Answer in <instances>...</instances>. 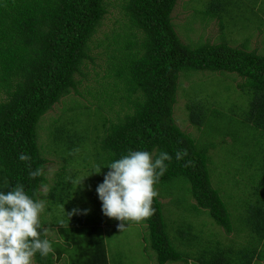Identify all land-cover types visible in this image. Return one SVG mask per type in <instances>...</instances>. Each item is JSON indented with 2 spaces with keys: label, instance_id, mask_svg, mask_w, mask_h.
<instances>
[{
  "label": "trees",
  "instance_id": "obj_1",
  "mask_svg": "<svg viewBox=\"0 0 264 264\" xmlns=\"http://www.w3.org/2000/svg\"><path fill=\"white\" fill-rule=\"evenodd\" d=\"M178 1L120 0L126 23L117 31L112 29L113 37L106 34L101 43L106 75L103 81L98 80L97 88L87 82L92 89L86 90L93 100L89 102L78 90L82 83L79 78L90 79L85 78L88 74L84 67L88 61L94 62L90 43L108 13L105 0H0V94L4 96L0 97V192L6 194L22 184L26 193L33 199H42L48 210L49 205L51 210L55 208L51 200L65 207L67 215L75 209L67 216L72 220L68 226L78 229L77 239L90 251L94 242L87 239L91 240L97 231L91 221L92 212L71 200L73 188L67 185L74 181L65 171L57 172L53 185L48 186L44 171L47 159L42 153L45 146L40 148L37 141L42 119L54 107L61 111L64 103L73 102L67 104V109L72 110L81 108L86 101L93 107L95 102L94 118L86 130L93 143H101L109 163L131 151H148L153 159L161 152L172 157L165 161L167 170L154 186L158 191L152 205L155 214L142 221L147 225L159 264L181 260L165 232L163 200L159 196L165 185L176 194V200L169 202L174 207L183 203L195 211L204 209L226 235L241 238L230 236V241L223 242L224 248H217L209 259L201 256L199 261L259 264L264 262V56L257 55L254 49L203 41L201 36L198 41L187 38L190 43L184 42L175 31L177 24L172 16ZM193 1L187 0L183 7L187 10ZM209 4L203 13L210 15L214 9L213 18L221 21L225 4L220 0ZM201 26L203 30L204 23ZM197 73L200 74L192 76ZM204 74L219 79L239 78L236 89L246 93V107L240 109L235 104L224 112L219 104V109L209 111L205 107L208 98L191 97L190 85L187 101L182 108L177 107L176 113L181 81ZM91 80L96 84L95 79ZM72 92L77 98L70 95ZM58 115L50 122L54 121L57 131V125L65 130ZM182 120L194 127L193 132L181 128ZM100 132L101 137L96 139ZM225 144L233 155V173L253 187L251 198L254 194L253 201L249 197L243 200L247 209L235 223L209 178L208 152ZM185 149L187 156L177 160L176 153ZM21 154L31 160L21 161ZM38 168L43 169V174L31 178L29 173ZM185 195L190 196L191 205L183 202ZM187 227L190 232L191 226ZM66 228L57 226L55 238L63 240ZM87 233L90 237L84 239ZM182 236L185 237L183 233ZM42 238L47 239L44 230ZM96 243L97 250L102 251L101 241ZM60 251L47 257L36 253L33 262L56 264L65 249Z\"/></svg>",
  "mask_w": 264,
  "mask_h": 264
},
{
  "label": "rangeland",
  "instance_id": "obj_2",
  "mask_svg": "<svg viewBox=\"0 0 264 264\" xmlns=\"http://www.w3.org/2000/svg\"><path fill=\"white\" fill-rule=\"evenodd\" d=\"M186 1L179 0L172 14L173 21L177 24L175 31L184 42H188L187 38L191 41H198L201 36L203 41L208 40L217 44L224 43L229 47L239 49H254L257 54L264 56V0H220L226 6L222 12L221 21L218 18H213L214 9L210 15L203 13L206 7L210 5L211 0H194L187 10L183 7ZM105 4L108 13L90 43V56L94 59V62L88 61L87 66L84 67V71L88 74L85 78L90 79L79 78L82 83L78 85V90L83 93L85 99L89 102L93 100L86 95V90L92 91V89L89 87L90 83L87 82H91V87L95 86L97 88L98 80L103 81L102 78L106 75V55L104 44L101 43L106 34L108 38L113 37L112 29L117 31L121 24L126 23V18L124 20L120 9V0H105ZM201 23L205 25L204 31ZM198 74L200 73L192 74V76ZM91 79H95L96 84ZM221 79L206 74L199 75L198 78H189V80L183 79L176 97V113L179 111L178 108H182L187 101L186 92L190 85L192 86L191 97L204 96L208 98L205 107L209 110L219 109V104L224 112L226 109H232L235 104L240 109L245 108L246 93L234 89L240 79L233 80L232 77ZM70 95L77 98V95L73 92ZM0 97L4 98L2 94H0ZM85 99L81 100L86 101ZM87 101L81 108L74 107L72 110L67 109V104H74L73 102L64 103L61 111L56 106L42 119L43 128H38L37 142L40 148L45 146L43 156L47 161L44 171L48 186L53 185L54 180H56L55 174L59 173L60 170L65 171L68 174L67 177L74 181L75 184L69 182L67 185L68 189L73 188L70 191L71 200L75 204L85 205L92 212L90 215L91 221L98 228L99 235L102 231L104 232L108 264H158L156 254L150 245L146 223L129 221L125 225L126 228L120 231L118 229L120 221L109 218L103 213L102 201L98 196L97 187L104 182L105 175L110 171L106 167L110 164L108 162L109 155L104 154L101 143H93L91 133L86 130L88 129V123L94 118V107H96L95 102L91 107ZM84 106L86 107L84 108ZM57 115L59 123L62 126L65 125V130L61 127L64 132H60L59 125H57L59 130L57 131L53 126L54 121L50 122V119L56 118ZM182 121L180 123L181 128H187L186 132L188 133L193 132L190 123ZM80 133H82V136H80ZM101 135L102 132L97 133L96 139ZM230 150L231 148L226 144L210 149L208 153L211 161L208 163V169L210 184L217 191L221 201L230 210L232 221L235 223L236 218H239L240 214L247 209L243 205V200L249 197L253 201L254 194L251 198L250 194L253 187L249 186L246 180L239 179L233 173L232 167L234 164L231 159L233 155ZM234 161L240 163L238 159H234ZM97 166L101 167L98 174L94 172ZM82 179L83 181L79 185L77 181ZM71 184L72 186H70ZM45 189L47 188L44 187L43 191ZM159 196L163 200L162 214L166 225L165 232L171 247L180 254L181 259L166 264H199L198 261L201 256L205 255L209 259L212 252L218 250L217 248H224L223 242L230 241V236L237 237L235 234L226 235L222 227L213 223L208 212L204 209L200 208L195 211L183 203L178 204L177 208L174 207L169 202L172 203L176 200V194L170 191L166 185L159 190ZM189 201L190 196L185 195L183 202ZM49 203L54 204L55 208L51 210L49 205L48 210L45 205V210L40 217L43 228L51 226L52 223L54 226L63 225L69 228L68 225H71L72 220L67 217L66 208L61 207L57 201L53 202L51 200ZM187 204L191 205L190 202ZM54 226L51 228L53 232H47V239L51 241L55 251L54 247L57 239L51 238L55 235ZM187 226H191L190 232ZM182 233L185 236L184 238ZM237 238L241 240L240 237ZM85 246L83 242L74 244L63 242L60 247V249H65L62 257L63 264L68 262L69 258L73 263L76 261L77 264H86L90 257L75 258L77 249L79 247L86 248ZM33 264L35 263L33 262Z\"/></svg>",
  "mask_w": 264,
  "mask_h": 264
},
{
  "label": "clouds",
  "instance_id": "obj_3",
  "mask_svg": "<svg viewBox=\"0 0 264 264\" xmlns=\"http://www.w3.org/2000/svg\"><path fill=\"white\" fill-rule=\"evenodd\" d=\"M185 156L186 149L176 153L177 160ZM19 159L30 161L31 157L21 154ZM171 159L167 152H161L153 159L148 151H131L106 166L110 171L97 187V193L104 215L120 221V231L129 221L141 222L155 214L152 205L158 191L154 186L167 170L165 161ZM100 171L101 167L97 166L94 172ZM42 174L40 168L29 173L31 178ZM83 179L77 183L81 185ZM44 210V201L30 197L22 184H17L6 194L0 192V264H33L36 253L47 257L54 252L51 242L42 238V231L47 232L51 227L43 228L40 217ZM75 212L74 209L69 217Z\"/></svg>",
  "mask_w": 264,
  "mask_h": 264
},
{
  "label": "crops",
  "instance_id": "obj_4",
  "mask_svg": "<svg viewBox=\"0 0 264 264\" xmlns=\"http://www.w3.org/2000/svg\"><path fill=\"white\" fill-rule=\"evenodd\" d=\"M54 227H55V229L57 228V226H54ZM51 228L52 227L48 228L47 232L48 231L53 232V230ZM59 229H61V228H59ZM68 229L69 230H67V229L64 230L65 236H64L63 240L57 239V238H55V236H53V238L57 239V241L55 242V247H54L55 251L53 252V256H56V254L61 252L60 247L65 240L67 242H70L73 244L80 242L79 239H77V237L79 235L78 229H75V230H72L71 228H68ZM96 230L97 231L94 232L92 239L91 240L87 239L91 242H94V245H92L93 247H91L90 251L84 247H79L77 249V253H76L75 258H77V257H90V259L88 260V262L86 264H108V261H107V258H108L107 255L108 254H107L106 249H105L104 232L102 231L101 234L99 235L98 228H96ZM72 231H73V233H72ZM47 232H46V236H47ZM54 232H56V231H54ZM75 232H76V234H75ZM74 234H75V236H74ZM87 237H90L89 233H87V235L84 234V239H86ZM100 241L102 243L103 250L99 252V250H97V243L96 242H100ZM62 257H63V254L61 255L60 259L56 262V264H63ZM188 261H192V260H188ZM169 262H176V261H169ZM166 263H164V264H166ZM198 263L204 264L202 261H198ZM65 264H77V262L74 261V263H73V261H71L69 258L68 262H66ZM252 264H257V263H252ZM259 264H264V262H259Z\"/></svg>",
  "mask_w": 264,
  "mask_h": 264
}]
</instances>
